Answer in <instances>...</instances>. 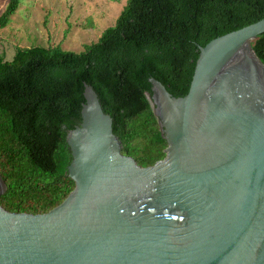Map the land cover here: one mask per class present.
Segmentation results:
<instances>
[{"label":"water","instance_id":"1","mask_svg":"<svg viewBox=\"0 0 264 264\" xmlns=\"http://www.w3.org/2000/svg\"><path fill=\"white\" fill-rule=\"evenodd\" d=\"M263 32L264 17L200 47L183 97L151 79L167 147L148 167L85 85L66 135L74 188L44 213L0 205V264H264Z\"/></svg>","mask_w":264,"mask_h":264},{"label":"trees","instance_id":"2","mask_svg":"<svg viewBox=\"0 0 264 264\" xmlns=\"http://www.w3.org/2000/svg\"><path fill=\"white\" fill-rule=\"evenodd\" d=\"M22 1H7L0 28ZM263 17L264 0H127L80 52L33 45L16 47L11 60L0 56V205L44 213L73 190L66 135L80 124L85 85L110 116L122 154L140 167L163 159L167 142L147 97L151 79L183 97L200 47ZM251 45L264 64V32Z\"/></svg>","mask_w":264,"mask_h":264},{"label":"rangeland","instance_id":"3","mask_svg":"<svg viewBox=\"0 0 264 264\" xmlns=\"http://www.w3.org/2000/svg\"><path fill=\"white\" fill-rule=\"evenodd\" d=\"M8 0H0V14ZM127 0H25L0 28V56L16 47L59 45L80 52L114 24Z\"/></svg>","mask_w":264,"mask_h":264}]
</instances>
